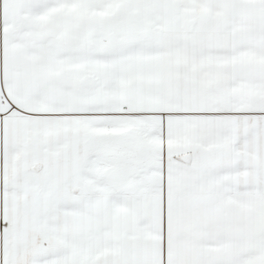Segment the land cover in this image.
Returning <instances> with one entry per match:
<instances>
[{
  "label": "snow or ice",
  "instance_id": "obj_1",
  "mask_svg": "<svg viewBox=\"0 0 264 264\" xmlns=\"http://www.w3.org/2000/svg\"><path fill=\"white\" fill-rule=\"evenodd\" d=\"M0 264H264V0H0Z\"/></svg>",
  "mask_w": 264,
  "mask_h": 264
}]
</instances>
